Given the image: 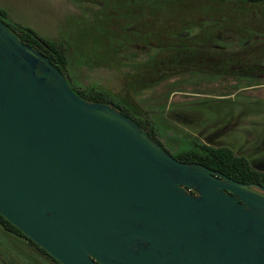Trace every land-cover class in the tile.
<instances>
[{"label":"water","instance_id":"95a60500","mask_svg":"<svg viewBox=\"0 0 264 264\" xmlns=\"http://www.w3.org/2000/svg\"><path fill=\"white\" fill-rule=\"evenodd\" d=\"M0 214L60 264H264V191L176 159L0 21Z\"/></svg>","mask_w":264,"mask_h":264},{"label":"rangeland","instance_id":"374dc122","mask_svg":"<svg viewBox=\"0 0 264 264\" xmlns=\"http://www.w3.org/2000/svg\"><path fill=\"white\" fill-rule=\"evenodd\" d=\"M0 0L15 30L65 47L71 88L148 119L174 156L194 141L264 169V1ZM0 264H59L0 223Z\"/></svg>","mask_w":264,"mask_h":264},{"label":"trees","instance_id":"16d2710c","mask_svg":"<svg viewBox=\"0 0 264 264\" xmlns=\"http://www.w3.org/2000/svg\"><path fill=\"white\" fill-rule=\"evenodd\" d=\"M252 1L256 2L255 0ZM263 1L264 0H260V2ZM0 21L4 22L22 42L31 46L47 57L48 60L65 76L66 80H68L70 67L69 58L65 47L43 40L42 38L36 36L31 30H27L25 28H21V30H15V28L11 27L9 23H7V21L9 22L8 15L2 10H0ZM72 89L79 97L84 100L112 106L115 110L131 119L163 149H165L167 152H170L157 139V131L148 119L136 118L135 115L131 113V110H129L127 107L121 106L118 100H116L114 97L111 96L108 98L109 95L107 96L106 93L97 90L96 87H90L88 89H78L72 87ZM174 157L184 163L199 164L212 170L222 172L237 182L259 188L264 191V169L253 165L247 157L236 155L228 147L213 146L211 144H205L195 140L193 147L178 154H174ZM0 223L8 231L25 237L40 252L48 255L45 250L41 249L32 240L26 237L17 227L8 222L1 214Z\"/></svg>","mask_w":264,"mask_h":264},{"label":"flooded vegetation","instance_id":"af4514ba","mask_svg":"<svg viewBox=\"0 0 264 264\" xmlns=\"http://www.w3.org/2000/svg\"><path fill=\"white\" fill-rule=\"evenodd\" d=\"M7 230V229H6ZM10 232V231H9ZM12 233V232H11ZM15 234V233H14ZM17 235V234H16ZM20 236V235H19ZM23 237V236H22ZM48 254V253H47ZM49 255V254H48ZM50 256V255H49ZM53 258V257H52Z\"/></svg>","mask_w":264,"mask_h":264}]
</instances>
